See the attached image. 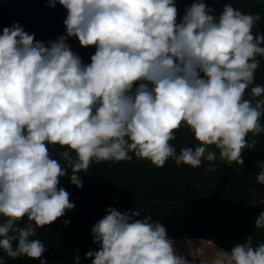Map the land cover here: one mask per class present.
I'll use <instances>...</instances> for the list:
<instances>
[{
	"label": "clouds",
	"instance_id": "9594fccd",
	"mask_svg": "<svg viewBox=\"0 0 264 264\" xmlns=\"http://www.w3.org/2000/svg\"><path fill=\"white\" fill-rule=\"evenodd\" d=\"M47 2L66 9L65 35L46 45L18 23L0 31V250L40 264L46 246L34 238L37 228L75 208L60 186L68 169L77 188L93 162L131 161L130 153L156 167L207 161L215 172L211 148L221 162L244 166V150L256 145L249 134L264 133V86H253L264 59V33L253 32L258 13L227 2L217 16L193 0L177 22L176 0ZM70 37L95 48L90 63L72 51ZM181 127L197 144L177 154L171 142ZM49 145L65 149L59 159ZM256 182L264 184V166ZM106 213L91 230L99 245L86 253L91 264H189L151 215ZM255 227L264 228V211ZM210 264H264V243L254 246L249 235Z\"/></svg>",
	"mask_w": 264,
	"mask_h": 264
},
{
	"label": "trees",
	"instance_id": "16d2710c",
	"mask_svg": "<svg viewBox=\"0 0 264 264\" xmlns=\"http://www.w3.org/2000/svg\"><path fill=\"white\" fill-rule=\"evenodd\" d=\"M193 0H176L178 21L185 14ZM208 7L215 9V15L222 11L224 3L231 2L233 7L244 13H258L261 20L254 27V33H264V0H205ZM67 11L59 3L50 7L47 0H0V31L18 23L27 33L34 34L37 41L47 45L66 34L63 24ZM68 44L77 43L79 56L84 64L90 63L95 48H83L77 38L70 37ZM91 50V53L90 51ZM264 86V59L261 68L255 73L253 86ZM245 98L251 99L250 88ZM264 98V97H261ZM264 126V116L261 117ZM255 139L253 149H245L249 156L243 155L244 166L221 162L217 151L216 171L209 172V164L204 161L199 168L177 165L169 159L163 167H156L146 159H137L134 154L131 161L93 162L87 173H79L83 183L77 188L70 183L71 169L60 179V186L70 193V202L74 210L58 218L50 226L37 228L34 238L40 239L46 246L41 259L47 264H91L86 258L88 251H96L99 245L93 243L92 227L104 215L109 207L118 211L139 210L143 215H151L154 221L162 223L170 239L198 238L210 240L225 251L249 235L253 245L264 243V228L257 229L255 221L264 211V184L256 182L261 170L257 160L264 166V133L248 136ZM177 154L183 147H195L194 134L186 127L176 132L171 142ZM53 158L65 150L58 145H49ZM74 155V154H73ZM65 165L63 160H60ZM239 169V170H238ZM65 221H70L65 225ZM27 219L21 222V226ZM16 244L14 243V247ZM3 264H40L39 259L19 257L11 259L0 250ZM189 262L208 264L194 256H187Z\"/></svg>",
	"mask_w": 264,
	"mask_h": 264
},
{
	"label": "rangeland",
	"instance_id": "374dc122",
	"mask_svg": "<svg viewBox=\"0 0 264 264\" xmlns=\"http://www.w3.org/2000/svg\"><path fill=\"white\" fill-rule=\"evenodd\" d=\"M72 49V48H71ZM178 251V254L190 256L196 254L197 256H209L208 247L205 241L200 239H172ZM207 254V255H205Z\"/></svg>",
	"mask_w": 264,
	"mask_h": 264
},
{
	"label": "crops",
	"instance_id": "0c3cea01",
	"mask_svg": "<svg viewBox=\"0 0 264 264\" xmlns=\"http://www.w3.org/2000/svg\"><path fill=\"white\" fill-rule=\"evenodd\" d=\"M72 48V51L75 52L77 55H79V52H78V45L77 43H72V44H69ZM90 53H91V50H89ZM243 155H246V156H249L250 153L246 152V150H244L243 152ZM242 155V156H243ZM257 162H259V164L262 166V162L257 160ZM238 166V165H237ZM187 239H198V238H187ZM200 240H204V239H200ZM205 241V244H206V247H208V255L209 256H197L196 254H192L190 256H194V257H197L201 260H204L205 262H207L208 264H210V261L212 260V258L215 256V254L217 253V251L219 249H222L221 247H219L218 245L214 244L213 242H211L210 240H204ZM224 250V249H223ZM225 251V250H224ZM227 252V251H226ZM207 255V254H205ZM189 264H196L194 262H189Z\"/></svg>",
	"mask_w": 264,
	"mask_h": 264
}]
</instances>
